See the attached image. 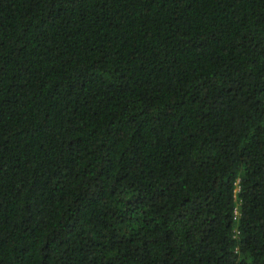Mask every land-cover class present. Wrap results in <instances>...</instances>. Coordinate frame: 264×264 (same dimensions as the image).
<instances>
[{
	"label": "trees",
	"instance_id": "obj_1",
	"mask_svg": "<svg viewBox=\"0 0 264 264\" xmlns=\"http://www.w3.org/2000/svg\"><path fill=\"white\" fill-rule=\"evenodd\" d=\"M0 264H264V0H0Z\"/></svg>",
	"mask_w": 264,
	"mask_h": 264
},
{
	"label": "built area",
	"instance_id": "obj_2",
	"mask_svg": "<svg viewBox=\"0 0 264 264\" xmlns=\"http://www.w3.org/2000/svg\"><path fill=\"white\" fill-rule=\"evenodd\" d=\"M237 213V212H236Z\"/></svg>",
	"mask_w": 264,
	"mask_h": 264
}]
</instances>
